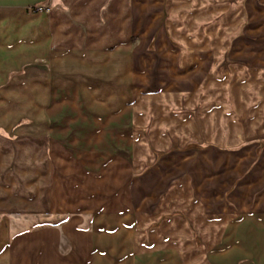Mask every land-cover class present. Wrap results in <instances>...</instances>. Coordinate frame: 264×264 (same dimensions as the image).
I'll return each instance as SVG.
<instances>
[{"label":"crops","instance_id":"crops-1","mask_svg":"<svg viewBox=\"0 0 264 264\" xmlns=\"http://www.w3.org/2000/svg\"><path fill=\"white\" fill-rule=\"evenodd\" d=\"M16 71L57 159L46 176L39 144L1 145L0 209L64 216L0 223V264H202L264 213V0H0V93ZM66 142L108 193L62 200Z\"/></svg>","mask_w":264,"mask_h":264},{"label":"rangeland","instance_id":"rangeland-1","mask_svg":"<svg viewBox=\"0 0 264 264\" xmlns=\"http://www.w3.org/2000/svg\"><path fill=\"white\" fill-rule=\"evenodd\" d=\"M25 77L22 71H16L12 76H10V96H7L6 93H0V118H5L0 122L1 130H5L4 128H8V134L10 137V142H6L5 140L0 139V146L5 145V150L8 146H10V153L12 150L14 152L18 150L17 145L25 144L31 142L32 144H39L42 147V153H44L45 157L42 156L40 164L42 169L44 170L43 173L49 175V170L52 166H55L56 159L54 158V148L53 145L55 143V128L54 124L52 123V119L48 115L50 112L47 110L45 112L44 108H39V101L44 99V94L38 91V81L39 77L34 76L29 78L31 83H33V90L31 92L24 93L22 92V82H24ZM35 83V84H34ZM29 84V85H30ZM47 115V118L45 117ZM10 127V128H9ZM60 142V141H59ZM7 144V145H6ZM76 145V143H74ZM74 144L72 145L71 142H66L63 145V150L60 154L59 159L63 160L60 161V165L67 166V173L70 176L71 171H75V176L79 179L76 183L77 188L71 190L70 192H66L64 189L63 201H67L71 203V200L77 201L76 198L81 200V205H85L86 203L83 202L84 197L87 195L92 194V191L97 190L99 193H108L109 189H103L102 187H97L94 190L88 189L87 186L91 184V182L97 181V178L92 179L91 172H90V165H88L87 160H84L83 157H77L75 160L71 156V150H74ZM79 144V150H75V152L79 151L80 156L82 153H86L85 149L81 146V142ZM81 150V151H80ZM74 153V151H73ZM72 158V159H71ZM17 156L14 157L15 161L10 163V171L14 169V164H16ZM78 163V165H77ZM46 164V165H45ZM71 166H77V169L80 173H77L76 169H71ZM96 168V167H94ZM96 176L98 177L99 167ZM97 170V169H96ZM64 171V172H66ZM12 175L11 173H7L6 171L1 174L0 181L1 186L5 187L6 183L5 178L6 175ZM59 176L63 177L64 175L61 174L59 171ZM102 176V175H101ZM100 176V177H101ZM51 180V184H53V180ZM74 180V179H73ZM68 184V183H67ZM70 184V183H69ZM68 184V185H69ZM93 184H97L96 182ZM45 185V184H44ZM43 185V187H44ZM44 192V190H43ZM4 193V192H3ZM46 193V194H45ZM44 193L45 197H49L50 199L54 196L52 193L51 186L47 185V191ZM42 195V192H41ZM53 195V196H52ZM58 195V194H57ZM78 195V196H77ZM31 197L30 199H32ZM64 198H67L64 200ZM3 199V198H2ZM5 200V199H4ZM3 200V201H4ZM100 206V204H98ZM13 207V206H12ZM14 207H19L15 205ZM48 208V206H44L43 208ZM10 210V207L7 210L0 209V215L2 219L0 221L1 226L6 224L7 228L10 226L11 228H15L14 232H24L29 229H35L38 226L43 227L47 225L57 224L62 221L63 215L60 214H51L48 213L47 210L37 211V212H25L19 209ZM10 218L12 219L10 221ZM15 220V222H14ZM0 229H2L0 227ZM231 241V242H230ZM230 242V246L224 250L223 254H210L205 257V262L202 264H264V213H256L253 215L245 224L241 226V229L238 231L236 236L230 237L228 241ZM6 246L5 238L0 237V249ZM1 260V259H0Z\"/></svg>","mask_w":264,"mask_h":264},{"label":"built area","instance_id":"built-area-1","mask_svg":"<svg viewBox=\"0 0 264 264\" xmlns=\"http://www.w3.org/2000/svg\"><path fill=\"white\" fill-rule=\"evenodd\" d=\"M32 11L35 12V13H38V12H44V11L49 12L50 9H48V8H40V7H38V8H34V9H32Z\"/></svg>","mask_w":264,"mask_h":264}]
</instances>
